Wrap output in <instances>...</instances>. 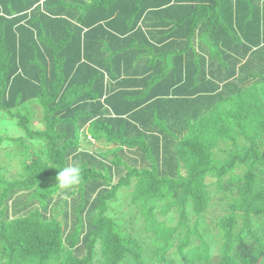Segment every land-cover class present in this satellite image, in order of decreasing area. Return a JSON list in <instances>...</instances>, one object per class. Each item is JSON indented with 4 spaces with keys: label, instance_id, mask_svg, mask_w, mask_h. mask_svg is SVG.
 I'll return each instance as SVG.
<instances>
[{
    "label": "trees",
    "instance_id": "16d2710c",
    "mask_svg": "<svg viewBox=\"0 0 264 264\" xmlns=\"http://www.w3.org/2000/svg\"><path fill=\"white\" fill-rule=\"evenodd\" d=\"M0 111V264H206L211 207L218 264H264V0H0ZM124 189L147 244L108 214Z\"/></svg>",
    "mask_w": 264,
    "mask_h": 264
},
{
    "label": "rangeland",
    "instance_id": "374dc122",
    "mask_svg": "<svg viewBox=\"0 0 264 264\" xmlns=\"http://www.w3.org/2000/svg\"><path fill=\"white\" fill-rule=\"evenodd\" d=\"M31 108L33 109L31 117V127L33 129L42 130L44 128L43 120H42V109L38 105L34 103H30ZM23 113H26V110H22ZM0 134L5 136L6 139L0 145V173L4 175L7 179L19 178V176H23V168L22 162L19 156H16L19 148L12 141L13 138H17L20 136H24L23 129L18 126L17 118H10L8 115L4 114V112L0 111ZM81 141L82 148L85 150H94V146H98L96 143H90L89 141H93L90 137H83ZM39 142L36 144L38 147ZM96 144V145H95ZM106 147V146H105ZM107 148V147H106ZM33 158H29L28 162H31ZM130 189H124L119 192L118 199L113 202L112 210L109 211V215L115 218L117 221L123 223V225L129 228V231L137 237L141 242L147 244L146 234L143 231V223L137 218L135 214V208L129 205V197H127ZM68 198V197H67ZM220 212L218 207H211L209 209V213H207L206 218H202L200 222L209 224L210 228L213 229L211 231H207L202 224L200 226V230L203 232L206 240L212 246V258L206 264H218L220 260V246L222 243L221 233L215 227L214 221L217 214ZM135 217V218H134ZM168 218V219H167ZM166 219L171 224H174L176 220L172 219V215H169ZM196 223V216L192 215L191 224L194 225ZM254 230H262L264 232V217H255L254 218ZM145 257H150L149 253H145ZM100 255H97L94 258L92 264H102ZM179 262V259H177Z\"/></svg>",
    "mask_w": 264,
    "mask_h": 264
},
{
    "label": "clouds",
    "instance_id": "9594fccd",
    "mask_svg": "<svg viewBox=\"0 0 264 264\" xmlns=\"http://www.w3.org/2000/svg\"><path fill=\"white\" fill-rule=\"evenodd\" d=\"M58 186L62 189H73L82 182V170L77 163L69 164L58 170Z\"/></svg>",
    "mask_w": 264,
    "mask_h": 264
}]
</instances>
